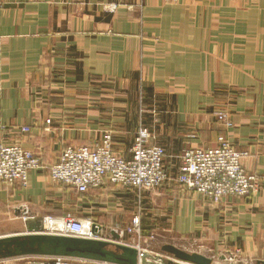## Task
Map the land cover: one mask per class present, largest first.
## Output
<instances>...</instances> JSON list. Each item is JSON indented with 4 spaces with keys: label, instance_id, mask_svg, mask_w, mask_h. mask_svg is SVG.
Segmentation results:
<instances>
[{
    "label": "crops",
    "instance_id": "1",
    "mask_svg": "<svg viewBox=\"0 0 264 264\" xmlns=\"http://www.w3.org/2000/svg\"><path fill=\"white\" fill-rule=\"evenodd\" d=\"M0 2V142L19 143L49 166L67 146L92 145L107 130L115 152L129 157L145 126L149 144L165 147L170 174L143 196L147 247L162 253L168 242L156 234H174L178 246L212 259L240 248L244 263L264 261V0ZM221 110L229 129L216 118ZM221 135L250 152L243 164L260 176L258 194L214 204L179 183L182 150L216 146ZM24 205L36 217L24 219ZM138 208L134 190L109 180L82 194L47 169L31 170L26 186L0 183V237L47 234L34 229L46 214L126 226Z\"/></svg>",
    "mask_w": 264,
    "mask_h": 264
},
{
    "label": "built area",
    "instance_id": "2",
    "mask_svg": "<svg viewBox=\"0 0 264 264\" xmlns=\"http://www.w3.org/2000/svg\"><path fill=\"white\" fill-rule=\"evenodd\" d=\"M166 1L176 3L179 0ZM1 6L2 2L0 9ZM216 118L227 129L233 126L229 112L225 110L216 112ZM47 122L50 123L51 120L48 119ZM22 130L31 131L29 127H23ZM150 137L149 128L141 126L137 131L131 155L126 157L115 152L113 134L107 130L92 145L67 146L58 161L49 166L44 165L35 152L19 143L0 142V183H19L26 186L31 170L47 169L53 182L72 187L82 194L100 188L106 180L134 190L139 208L126 227L115 225L104 228L90 219L46 214L41 216V222L34 229L47 234L98 239L132 246L139 253L148 255L146 261L140 258L138 264H153V257L156 255L142 244L144 210L141 204L145 193L163 186L170 179V174L165 167V147L149 144ZM248 156V150L237 149L227 136L221 135L216 146L188 147L182 150L177 156L180 161L178 181L187 191L197 192L214 204L230 196L256 195L260 192L262 183L258 174L248 173L244 167L243 159ZM21 208L24 219L36 217L28 206ZM52 222L54 225H50ZM240 253L241 249L230 250L224 253V259L231 256L229 260L234 261ZM64 261L63 257H54L52 262L46 264H64Z\"/></svg>",
    "mask_w": 264,
    "mask_h": 264
},
{
    "label": "water",
    "instance_id": "3",
    "mask_svg": "<svg viewBox=\"0 0 264 264\" xmlns=\"http://www.w3.org/2000/svg\"><path fill=\"white\" fill-rule=\"evenodd\" d=\"M111 246L116 249H111ZM161 250L167 256L160 253L153 259H160L162 264L213 263L212 257L184 250L172 243L164 244ZM26 255L78 257L111 264H138L140 258H148L147 254L139 253L132 246L98 239L39 233L0 237V260ZM256 264H264V261H258Z\"/></svg>",
    "mask_w": 264,
    "mask_h": 264
},
{
    "label": "rangeland",
    "instance_id": "4",
    "mask_svg": "<svg viewBox=\"0 0 264 264\" xmlns=\"http://www.w3.org/2000/svg\"><path fill=\"white\" fill-rule=\"evenodd\" d=\"M229 115H230V113H229ZM230 118H231V116H230ZM249 155H250V152H249ZM129 225V224H128ZM127 226V225H126ZM125 226V227H126ZM4 226H1L0 225V231H1V228H3ZM124 227V228H125ZM0 234H1V232H0ZM157 235V237L159 238V239H161L162 241H163V243L164 242H168V243H172V244H175V241L177 240L176 239V237H174V234H168V235H162V234H156ZM142 236H143V238H144V247H147V243H146V239H145V232H144V230H143V226H142ZM154 237V236H153ZM151 239V238H150ZM178 243V242H177ZM179 244V243H178ZM178 244H175L176 246H178ZM181 245V244H180ZM178 247H180V248H182V249H184V250H187V251H189V250H191V249H195V248H186V247H184V246H178ZM149 248H150V250L153 252L152 254L153 255H157V254H160V252L158 251L160 248H158V247H156V245L154 246V245H151V244H149ZM237 249H240V248H237ZM237 249H235V250H237ZM231 251H234V250H231ZM164 255H166V254H164ZM227 255H229V254H227ZM226 255V256H227ZM167 256V255H166ZM166 256L165 257H163V258H165L166 259ZM213 259H214V261H219L220 260V262H222L223 264H246V263H244V260H243V257H242V250H241V253H240V256L239 257H237V258H235V260L233 261V260H229V258L231 257H229L228 258V260H226V259H224V257L223 258H219V256H214L213 255ZM213 261V262H214ZM213 264V263H212Z\"/></svg>",
    "mask_w": 264,
    "mask_h": 264
},
{
    "label": "bare ground",
    "instance_id": "5",
    "mask_svg": "<svg viewBox=\"0 0 264 264\" xmlns=\"http://www.w3.org/2000/svg\"><path fill=\"white\" fill-rule=\"evenodd\" d=\"M50 225H54V222H52ZM145 259V258H144ZM147 260V259H146ZM153 264H161V263H158L156 261H152ZM213 264H223L222 262L220 261H214Z\"/></svg>",
    "mask_w": 264,
    "mask_h": 264
}]
</instances>
